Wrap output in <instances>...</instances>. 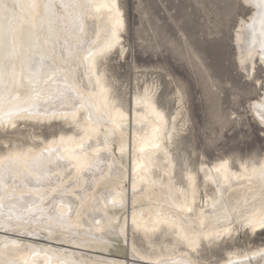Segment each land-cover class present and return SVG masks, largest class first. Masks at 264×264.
Returning <instances> with one entry per match:
<instances>
[{
  "label": "bare ground",
  "instance_id": "1",
  "mask_svg": "<svg viewBox=\"0 0 264 264\" xmlns=\"http://www.w3.org/2000/svg\"><path fill=\"white\" fill-rule=\"evenodd\" d=\"M259 2L246 0L252 12L235 37L249 75L256 59L264 67ZM2 3L0 127L71 131L0 153V264H201L204 243L264 230V156L203 164V181L186 169L184 183L171 150L177 114L169 118L149 87L130 109L116 95L104 65L127 52L120 0ZM262 104L264 89L251 103L264 128ZM130 228L157 252L130 243ZM161 233L173 243L162 248L153 240ZM221 264H264V244L227 251Z\"/></svg>",
  "mask_w": 264,
  "mask_h": 264
},
{
  "label": "rangeland",
  "instance_id": "2",
  "mask_svg": "<svg viewBox=\"0 0 264 264\" xmlns=\"http://www.w3.org/2000/svg\"><path fill=\"white\" fill-rule=\"evenodd\" d=\"M120 5L127 23V52L109 55L104 68L128 109L134 96L149 87L169 118L177 114L171 147L177 179L184 182L186 169H192L203 181L201 166L223 158L234 165L259 161L264 156V128L251 103L263 92L264 67L256 59L249 75L250 63L241 66L235 40L238 25L252 12L246 0H120ZM60 131L71 130L64 123L0 127V153L14 146H40ZM207 188L214 193L213 187ZM130 230V243L143 252H157L141 233ZM168 234L153 240L163 248L173 243ZM236 236L224 243H204L196 258L201 264H221L227 251L264 244V230Z\"/></svg>",
  "mask_w": 264,
  "mask_h": 264
},
{
  "label": "snow or ice",
  "instance_id": "3",
  "mask_svg": "<svg viewBox=\"0 0 264 264\" xmlns=\"http://www.w3.org/2000/svg\"><path fill=\"white\" fill-rule=\"evenodd\" d=\"M259 7L264 11V0H260ZM0 8H7V5L3 4L2 0H0ZM256 110L259 112L260 117L264 118V104L256 105ZM261 223H264V221H261Z\"/></svg>",
  "mask_w": 264,
  "mask_h": 264
}]
</instances>
